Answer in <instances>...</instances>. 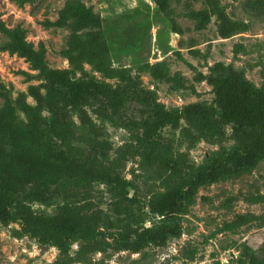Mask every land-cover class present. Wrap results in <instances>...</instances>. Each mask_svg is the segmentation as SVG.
Returning a JSON list of instances; mask_svg holds the SVG:
<instances>
[{"label":"trees","instance_id":"trees-1","mask_svg":"<svg viewBox=\"0 0 264 264\" xmlns=\"http://www.w3.org/2000/svg\"><path fill=\"white\" fill-rule=\"evenodd\" d=\"M152 1L159 11L168 12L169 0ZM203 2L205 8L191 14L197 28H204L213 16L221 38L245 28L244 23L229 17L219 0ZM258 5L253 2L250 6L255 9ZM101 22L79 0H68L59 11L54 24L69 30L63 53L71 70L49 69L42 42L35 48L25 40L21 28L8 29L0 22V32L8 37L0 49L23 58L36 71L26 74L41 80L27 90L33 104L23 93L13 99L10 92L0 91L4 99L0 107V223L18 222L15 237L28 235L40 244L56 247L57 258L47 264H91L90 255L106 249L136 253L149 245L164 246L169 238L180 236L181 215L200 187L239 178L264 160V86L253 87L241 71L218 62L211 71L223 72V77H201L212 85L213 105L191 102L167 110L126 68L107 67L109 47L95 30ZM86 30L88 34H82ZM84 63L116 79L117 84L84 77ZM76 72L81 75L77 80L72 78ZM157 77L164 78L163 72L157 71ZM131 104L136 119L127 115ZM74 114L83 129L76 127ZM92 115L130 134V142L111 160L99 158L110 144ZM228 125L232 145L199 166L161 135L170 126L179 129L190 144L198 140L216 144L225 139ZM136 157L139 173L125 179V162ZM96 181L105 185L114 218L90 199L89 188ZM59 199L61 203L52 213L32 207V203L50 205ZM245 200L261 202L264 195H246ZM147 213L157 216L158 222L146 226ZM254 221L264 224V214H238L225 227L235 229ZM248 241L249 246L258 244L253 238ZM75 242L78 248L70 255ZM262 250L261 256L251 255L247 264H264V246Z\"/></svg>","mask_w":264,"mask_h":264},{"label":"rangeland","instance_id":"rangeland-1","mask_svg":"<svg viewBox=\"0 0 264 264\" xmlns=\"http://www.w3.org/2000/svg\"><path fill=\"white\" fill-rule=\"evenodd\" d=\"M67 1L0 0V22L8 29L21 28L25 40L35 48L42 42L49 69L71 70L63 53L69 30L54 24ZM79 1L101 18L102 24L95 30L106 38L109 47L107 67L126 68L141 88L151 91L167 110L180 109L191 102L213 105L212 85L201 77H223V72L211 71L218 62L241 71L253 87L264 86V0H219L229 17L245 25L243 30L227 38L218 35L214 16L204 28H197L191 14L205 8L203 0H169L167 13L159 11L152 0ZM253 2L259 4L255 9L250 6ZM47 21L49 25H45ZM84 33L87 35L88 31ZM7 40L0 32V47ZM83 67L84 77H93L110 86L117 84L116 79L98 72L93 65L84 63ZM157 71L163 72L164 78H158ZM26 73L34 75L36 71L23 58L0 49V91L10 92L13 99L23 93L26 101L33 104L27 90L41 80ZM80 77L78 72L72 74L73 79ZM3 100L0 95V107ZM18 115L22 117L21 113ZM127 115L138 118L133 104L129 105ZM43 116L49 120L48 112L44 111ZM92 117L110 144V149L99 153V158L111 160L130 142V134L108 120ZM72 119L78 129H83L75 114ZM225 131V139L216 144L204 140L190 144L179 129L170 126L164 127L161 135L171 139L177 151L185 152L189 162L199 166L220 149L232 145L229 125ZM138 162V157L125 162L122 169L125 179L131 180L133 173H139ZM89 189L90 199L114 218L107 204L105 185L96 181ZM250 194L264 195V160L239 178L200 187L181 215L180 236L169 238L164 246L149 245L136 253L106 249L90 255L91 264H241V261L247 264L251 255H262L264 224L254 221L235 229H227L225 224L238 214H264V200L248 202L245 196ZM60 203L59 199L50 205L32 203V207L38 212L52 213ZM147 215L146 226L158 222L157 216ZM19 227L18 222L7 226L0 223V264L53 263L58 249L40 244L28 235L15 237L13 230ZM250 238L258 244L249 246ZM77 248L78 243H73L69 254L74 255Z\"/></svg>","mask_w":264,"mask_h":264}]
</instances>
